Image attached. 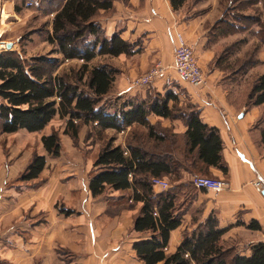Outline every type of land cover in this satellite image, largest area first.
<instances>
[{"label": "crops", "instance_id": "0c3cea01", "mask_svg": "<svg viewBox=\"0 0 264 264\" xmlns=\"http://www.w3.org/2000/svg\"><path fill=\"white\" fill-rule=\"evenodd\" d=\"M126 1L124 6L122 0H113L111 14L100 12L104 18L101 24L105 37L109 38L119 32V36L125 41H132L139 37V34L148 40L142 51L135 47L134 51L137 52L132 56H97L93 60V64L99 59L97 64H108L118 71L112 88L105 97H112V106L105 108L106 112L113 114L120 111L124 102V110L129 111L132 104H148L154 99H164L166 93H172L168 96L175 97L176 101L169 100L168 107L174 117L163 118L150 113L145 118L147 125L135 123L120 132L97 128L93 131L97 132V139L102 140L101 143L111 140L114 147L126 149L128 155V148L131 146L158 160H172L174 166L171 171L161 173L158 177L166 181L169 188L175 189V213L180 217L179 227L169 234L167 253L175 252L183 233L193 231L209 215H213L218 228L226 230L221 243L227 248L235 249L240 255L248 256L249 247L264 245V105L247 106L251 83L264 75V42L256 35L259 30L257 24H252L247 29L242 25L244 18H250L246 10L256 5L247 4L245 0H234V3L230 1L228 4L227 0H204L189 10L182 8L173 11L168 0ZM24 2L25 0H0V23H6L9 17L19 20V11L16 9H19L17 6L22 7ZM230 15L237 17L232 18ZM49 17L52 18L53 13L49 14ZM51 20L47 30H50ZM260 21L264 22V17H260ZM231 24L233 28L229 29ZM252 26L257 30H252ZM2 34L0 32V37ZM177 37H181L192 47L197 64L205 75L204 84L198 88L191 87L173 75L170 85H165L164 79L159 78L145 87V90L132 88L131 80L136 73L145 69L156 57L163 55V47L164 65H173ZM249 37L260 46L256 55H252L254 57L251 61L254 64L241 75L238 73L239 69L247 62L242 63L248 46L245 44V38ZM1 43H12L11 49L5 48L4 51L16 52L22 59H26L17 49V39ZM217 59L219 60L216 63ZM153 90L156 94L149 100L147 95ZM187 106L198 111L202 123L218 130L222 142L221 156L227 166V172L223 174L220 170L209 168L206 175L226 182L225 189L220 192L198 190L191 184L197 170L188 168L191 164L182 154L180 137L186 131V124L178 116L180 111H176ZM91 128L82 126L76 143L80 147V143L87 142L89 152L94 153V159H89L87 163L86 159H77L76 154L72 153V158L61 162L60 167L55 161L58 159H54V163L50 165L52 172L60 173L62 179H53L52 176L45 183L47 188L57 182L60 184L59 195L65 199L68 209L75 214L70 216L71 219L65 218V226L71 232V237L66 238L63 244H67L78 255L74 264H143L132 248L134 243L150 238L149 232L137 233L133 230L134 218L142 204L131 199L130 190H108L105 195L96 198L91 197L89 193L87 174L101 148H93L92 144L97 143L94 137L88 136L84 139L86 130ZM150 132L159 134L164 139L155 140L154 136H149ZM5 135L12 134H0V138ZM171 135H174L176 151H171L166 146L171 140ZM60 142L66 145L67 149L68 145L71 149L76 146L74 140L67 135H63ZM14 163L9 169L10 177H15L18 173V169L14 168L18 165ZM48 164L46 159L45 169H48ZM255 181L263 183L262 190L254 187ZM152 189L156 194L165 191L158 186H153ZM21 198L19 194L18 199ZM90 199L93 200V223H87L85 217L80 215L85 210L83 203ZM13 214L22 216L17 209L13 210ZM97 218H100V221ZM251 222L256 226L254 229L247 228ZM85 230L89 233L90 241L94 243L93 247H87L82 242ZM87 249L92 252L88 254Z\"/></svg>", "mask_w": 264, "mask_h": 264}, {"label": "trees", "instance_id": "16d2710c", "mask_svg": "<svg viewBox=\"0 0 264 264\" xmlns=\"http://www.w3.org/2000/svg\"><path fill=\"white\" fill-rule=\"evenodd\" d=\"M28 1L37 6L41 0H25L24 5ZM168 1L173 11H178L182 8L189 10L204 0ZM245 1L250 5L259 2L264 12V0ZM53 9L50 13H53L50 30L45 32V40L56 47L55 53L61 56L60 61L44 57L27 60L16 52H0V134H13L21 130L38 133L54 117H58L66 122L64 135L75 141L84 125L120 132L135 123L147 125L145 118L150 113L163 118L174 117L168 107L169 100L176 101L175 97L168 96L172 93H166L164 99H154L148 104H132L129 111L124 110V102L120 111L113 114H108L100 106L103 98L109 94L118 71L108 64L94 65L92 62L95 57H117L122 54L129 57L137 52L134 51L135 45L121 39L118 33L106 38L97 21L101 11L107 13L113 10V0H60ZM247 20L251 19H243L244 22ZM253 24L259 26L256 35L264 42V22L256 18ZM66 61L80 64L69 69L68 73L54 75L56 66ZM253 64L249 60L238 73L243 75ZM249 89L247 106L264 105V75L256 78ZM186 108L188 112L176 111L186 124L180 144L182 154L191 164L188 168L197 170L195 177H207L209 168L226 174L227 166L221 156L222 142L218 130L202 123L197 110L189 106ZM149 134L155 140L163 137L152 132ZM173 136L166 146L176 151ZM41 144L47 156H60L61 144L56 133L42 136ZM128 150L129 155L126 149L114 147L111 140L104 142L93 162L88 190L93 198L105 195L108 190H130L131 199L142 204L134 218L133 230L137 233L149 232L150 238L134 243L132 248L143 264H264L263 244L249 247L248 256L225 247L221 238L226 230L218 228L213 215H209L193 231L183 233L175 252L167 253L169 234L180 225V217L175 213V189L169 188L156 194L151 181L159 179L161 173L171 171L174 165L169 158V162L161 161L131 146ZM45 164V155H34L20 180H36ZM62 213L69 216L72 211L65 210ZM255 227L252 222L247 225L249 229Z\"/></svg>", "mask_w": 264, "mask_h": 264}, {"label": "rangeland", "instance_id": "374dc122", "mask_svg": "<svg viewBox=\"0 0 264 264\" xmlns=\"http://www.w3.org/2000/svg\"><path fill=\"white\" fill-rule=\"evenodd\" d=\"M59 1L60 0H55V2L49 3V1L46 2L45 0H41L37 6L33 3L29 8L25 5L22 7L17 6L19 8V12L17 13L19 20L15 17H9L6 19V23H0V32L3 33L0 37V41L7 40L12 42L17 39V49L27 60L36 57H44L60 61L61 56L55 53L56 47L48 44L45 40V32L49 27L50 19H52L50 18L52 15L49 17V14L54 10L53 7L56 5V2L59 3ZM122 1V4L126 6L127 1ZM227 1V4L230 1L234 2V0ZM246 12L250 15L251 20L242 21V25L247 28L253 24L254 19L258 18L260 20V17H264L263 6L259 4V2L255 7L248 8ZM237 13H239V11ZM105 14H111V12ZM234 14H236V11ZM103 19V15L97 18L101 27ZM251 28L252 30H257L255 26ZM138 36L139 37L132 41L127 42L132 43L142 51L144 44L146 46L148 38H145L144 35L141 36V34ZM251 41V37L245 38V44L248 46H246L247 48L244 52L245 57L242 63L253 59L254 56L252 57V55H256L259 50L260 44ZM164 48L165 47L162 49L163 55L161 54L156 57V60L149 62L145 69H140L134 76V79L142 76L154 66L171 67L164 65ZM218 60L219 59H217L216 63ZM98 62L99 59H97L95 63L97 64ZM79 64L80 62L76 61L60 63L54 69L53 74L68 73L69 69ZM136 64L137 62L134 63V65ZM168 71L171 76H173L172 70L169 69ZM175 77L177 76L175 75ZM144 88L145 87H141L138 89ZM141 92L143 91L141 90ZM155 94L156 92L154 90L150 91V94L147 95L149 100L153 99ZM110 96L103 98L100 103L101 107L108 109L112 106V97ZM178 111L188 112V109L182 107L179 108ZM65 123V120L54 117L41 132L27 133L25 131H18L15 134L5 135L2 136L3 138H0V264H57V262L61 264H74L78 259V255L74 253L67 244H63L66 238L68 239V237H71V232L68 231L65 226V218L70 217L74 212L69 216H65L62 213V211H71V209H68V206L64 202L65 199L59 195V193H61L60 184L57 182L50 186L51 188H47L45 183L50 177L52 178V176L53 179H62L60 173L52 172L50 165L54 163V159H58L55 161L59 163L58 167H60L61 162L63 163L65 160L72 158L70 157L72 153L76 154L77 159H86V162L89 159H94V153L92 151L89 152L87 142L83 141V143H80L82 145L79 147L75 140L73 143L76 146L73 149L70 148V145H68L69 149H67L66 145L60 142L61 153L58 158H51L45 154L41 144V137L56 133L61 141L64 135ZM93 129L94 128L86 130L84 139L88 138V136L94 137L97 143L91 144L94 146V149H97L100 148L104 142L101 143L102 140L99 141V139H97V132L93 131ZM63 142L65 143V140ZM36 154L46 156L49 163L48 169L44 167L42 173L36 180L28 182L21 181L20 177L22 173L32 157ZM9 158H14V160H10ZM13 162L18 165L14 166V168L18 169V173L15 177H10L9 169ZM87 163H89V161ZM92 171L93 169L88 172V179ZM19 194L22 196L20 200L18 199ZM83 204H85L83 205L85 210L81 212L80 215L85 217L87 223H93V200L90 199L87 203ZM14 209L21 212L22 216L18 217L17 214H13ZM71 217L69 219H71ZM97 220L100 221V218H97ZM88 234V231L85 230L84 235H82V242H84L87 247H93L94 243L90 241L91 239ZM91 252L92 251L89 250L88 254Z\"/></svg>", "mask_w": 264, "mask_h": 264}, {"label": "built area", "instance_id": "2783aa9c", "mask_svg": "<svg viewBox=\"0 0 264 264\" xmlns=\"http://www.w3.org/2000/svg\"><path fill=\"white\" fill-rule=\"evenodd\" d=\"M27 8L32 6V2L25 3ZM5 50V44L0 43V51ZM174 63L170 68L163 66H154L142 76L131 82L132 88L147 87L156 79L163 78L165 85H170L172 70L173 75L188 84L191 87H201L205 82V75L198 66L194 56L193 49L181 37H177V44L174 48ZM96 125V124H95ZM152 186H158L162 190L169 189L168 183L161 179H152ZM192 186L198 190H207L212 192H220L225 189L226 182L218 178H209L205 176H197L192 179ZM255 188L262 190L263 183L260 181L253 182Z\"/></svg>", "mask_w": 264, "mask_h": 264}, {"label": "water", "instance_id": "95a60500", "mask_svg": "<svg viewBox=\"0 0 264 264\" xmlns=\"http://www.w3.org/2000/svg\"><path fill=\"white\" fill-rule=\"evenodd\" d=\"M0 42H1V41H0ZM3 44H5V48H6L7 50L11 49V47H12V43H3Z\"/></svg>", "mask_w": 264, "mask_h": 264}]
</instances>
